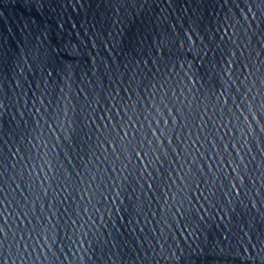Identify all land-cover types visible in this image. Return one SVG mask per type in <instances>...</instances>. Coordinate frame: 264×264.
Here are the masks:
<instances>
[{
    "label": "water",
    "instance_id": "1",
    "mask_svg": "<svg viewBox=\"0 0 264 264\" xmlns=\"http://www.w3.org/2000/svg\"><path fill=\"white\" fill-rule=\"evenodd\" d=\"M0 258L264 264V0H0Z\"/></svg>",
    "mask_w": 264,
    "mask_h": 264
},
{
    "label": "snow or ice",
    "instance_id": "2",
    "mask_svg": "<svg viewBox=\"0 0 264 264\" xmlns=\"http://www.w3.org/2000/svg\"><path fill=\"white\" fill-rule=\"evenodd\" d=\"M61 70L64 71L67 74V71H68L67 69L62 68ZM149 187H152V185H149ZM201 195H203V193ZM213 195H214V193H213ZM0 259H2V258H0ZM4 264H6L5 261H4Z\"/></svg>",
    "mask_w": 264,
    "mask_h": 264
}]
</instances>
